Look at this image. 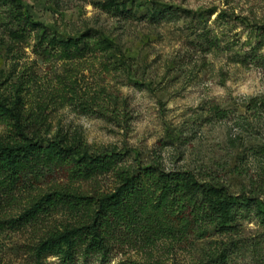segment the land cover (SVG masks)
Segmentation results:
<instances>
[{
  "label": "rangeland",
  "instance_id": "1",
  "mask_svg": "<svg viewBox=\"0 0 264 264\" xmlns=\"http://www.w3.org/2000/svg\"><path fill=\"white\" fill-rule=\"evenodd\" d=\"M105 1L25 0L33 17L60 36L90 31L115 45L109 72L95 59L78 74L83 91H106L105 115L81 114L58 102L47 114V139L80 135L93 152L127 153L130 165L160 163L169 172H193L234 196L264 200V35L258 30L264 26V0H135V18L106 13ZM203 36L215 48H204ZM69 70L61 62H43L32 48L16 56L0 48V99L12 96L10 87L28 74L37 79V89L50 90ZM63 182L47 171L38 182L28 180L15 200L0 199V220L18 218L31 197ZM112 185L111 178L99 177L77 186L92 193ZM67 221L58 214L19 228L0 222V264H64L66 247L41 253L36 248L41 237ZM236 224L231 238L160 241L146 252L116 253L101 264H197L224 243L234 251L229 264H264V220L245 211Z\"/></svg>",
  "mask_w": 264,
  "mask_h": 264
},
{
  "label": "trees",
  "instance_id": "2",
  "mask_svg": "<svg viewBox=\"0 0 264 264\" xmlns=\"http://www.w3.org/2000/svg\"><path fill=\"white\" fill-rule=\"evenodd\" d=\"M135 7V0L101 4L106 13L124 18H135ZM225 14H219L216 23ZM154 16L152 11L153 21ZM258 30L264 35V26ZM200 41L208 50L216 46L207 36ZM0 48L11 56L32 48L43 62H61L73 74L60 76L50 90L37 89V79L28 74L10 87L12 96L0 99V127L4 128L0 134V199L15 200L28 180L38 182L45 171L56 172L65 181L31 197L18 218L7 215L5 221L0 220L19 228L37 224L44 217L67 215L69 221L41 237L37 253L64 246V264L92 258L101 264L116 253L146 252L160 241L175 245L212 235L231 238L245 211L264 220V200L234 196L223 186L199 180L193 172H169L160 163L130 165L127 153L93 152L80 135L58 133L47 139L51 127L47 114L58 102L81 114L105 115L110 102L105 100L106 91H83L78 74L95 59L106 72L114 67L115 45L107 36L89 31L62 37L37 21L25 0H0ZM99 177L111 178L112 187L89 193L77 186ZM232 250L224 243L197 264H229ZM130 262L165 264L159 260Z\"/></svg>",
  "mask_w": 264,
  "mask_h": 264
}]
</instances>
